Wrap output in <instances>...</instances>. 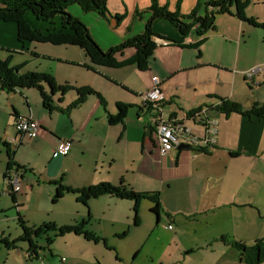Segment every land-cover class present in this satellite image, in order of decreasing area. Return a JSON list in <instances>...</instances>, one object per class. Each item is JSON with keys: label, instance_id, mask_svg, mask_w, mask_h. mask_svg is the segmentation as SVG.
<instances>
[{"label": "crops", "instance_id": "0c3cea01", "mask_svg": "<svg viewBox=\"0 0 264 264\" xmlns=\"http://www.w3.org/2000/svg\"><path fill=\"white\" fill-rule=\"evenodd\" d=\"M156 1L159 6L174 13L179 0ZM198 1L181 0L180 14H190ZM211 1L216 0H201V4ZM240 1L248 7L253 4V8L259 10V13L254 14V19L264 24V0ZM150 4L151 0H106V7L112 16H125L119 25L112 19L103 20L95 14H84L77 7H70L68 13L88 29L90 38L103 52H108L125 40L143 33L146 18L134 19V13L147 10ZM232 18L234 17L230 20L233 21ZM32 19H28L29 23L40 29ZM224 28L225 25L219 21L215 32L206 35L199 51L178 48L168 43L159 45V40L153 39L157 48L145 72H139L133 65L118 69L94 66L81 49L69 46L57 47L59 49L53 55L44 54L49 50L44 47L37 58L45 59L50 64L31 68L27 67L30 62L26 60L11 67L18 70V76L29 73L49 74L59 86L89 88L98 94L104 104L103 107L96 97L91 96L68 115L58 111L49 113L43 109L36 90H17L13 93L0 90V96H4L0 113L5 114L6 111L8 114L4 127L12 130V133L5 132L0 143L9 146L13 163L26 171L17 172L15 168L8 171L6 153L5 163L1 164L0 161L3 182L7 185V177L16 176L20 183L17 193H4L11 196V201L14 198L13 207L18 209L21 206L16 201V195H22V180L27 175L36 179V184L51 185L54 190L55 185L52 183L58 182L73 190L99 183L114 186L123 183L128 189L138 193H159L162 206L159 221L161 214H165L171 224L181 228L186 222L200 221V218L210 224L219 222L217 235L211 240L222 247L231 248L218 241L221 236L247 244H251L252 238H264V117L259 119L254 114H232L226 117L216 110L220 100L239 105L244 113L252 111L255 105L263 106L264 70L255 63L243 60L241 47L246 35L243 26L236 25V33L228 31L219 34L218 29ZM152 31L163 39H176L174 28L165 21H155ZM196 42L197 39L190 36L185 45L192 46ZM227 48L229 52L223 50ZM23 49L17 42L16 27L0 22V52L25 55L30 59L32 47ZM228 53L230 56L226 61ZM134 54L135 51L130 49L115 55L114 59L123 63L132 59ZM11 59L12 57H8L0 61L8 64ZM253 71L255 73L248 79L247 75ZM247 82L254 89H250ZM154 83L159 84L158 89L166 97L158 111L144 108L140 98L154 87ZM44 90L48 92L46 87ZM75 100L73 91L68 92L61 102L58 95L52 99L54 106L62 110ZM118 105L128 107V110L121 123L111 125L108 117L118 115ZM190 114L200 115L203 123H196L189 117ZM161 116L164 119L182 121L183 127L199 140L205 136L204 124L215 121L218 135L214 147H204L203 144L192 146L189 150L178 147L167 158L160 160L154 136ZM18 118H31L41 125L37 139L28 140L16 132L14 125ZM66 141L69 142L67 154L55 158L54 153ZM23 145L28 147L27 150L41 164L39 170L17 160L16 150ZM63 197H72L66 198V201L70 204L73 199L74 214H81V208L76 206L80 203L72 193ZM105 197L122 201L130 209L129 202L133 208L132 201L110 196L92 199L88 204ZM87 214L90 218L89 210ZM81 216L84 217V212ZM176 217H181L182 220L178 221ZM17 220L26 224L19 213ZM108 221L112 227L120 223L119 219L110 218ZM56 222L57 220L49 223L62 227L78 224L79 221L71 219L72 224L63 222L59 225ZM32 226L37 225L29 227ZM100 230V233L88 230L102 238L98 243L74 234L53 236L54 234L49 233L52 237L49 244L46 243L45 235L41 236L43 239L36 238L40 240H34L36 248L32 258L35 259L31 260L37 261L34 264H95V259L97 264H107L104 259L97 257L98 247L102 243L106 249H114L106 243L105 228ZM125 233L128 234L127 231L123 234ZM15 249L16 243L14 249L8 250ZM29 253L31 252L27 249V261ZM84 257L88 263H84ZM237 257L239 263H242L239 255ZM116 260L121 262L118 257Z\"/></svg>", "mask_w": 264, "mask_h": 264}, {"label": "trees", "instance_id": "16d2710c", "mask_svg": "<svg viewBox=\"0 0 264 264\" xmlns=\"http://www.w3.org/2000/svg\"><path fill=\"white\" fill-rule=\"evenodd\" d=\"M180 3L181 0L178 1L176 11L171 13L165 7L159 6L156 0H151L150 7L147 10L134 13V19L141 20L146 18L143 33L125 40L108 52H103L90 38L88 29L68 13L70 7H77L84 14H95L103 20L112 19L119 25L125 19V16H112L106 7V0H0V22L13 24L16 27L17 42L21 45L22 49H25V45L30 44L77 47L84 52L85 56L94 66L118 69L127 65H133L139 72H145L148 69L150 59L157 48L153 39L168 42L169 45L178 48H191L199 51V48L206 40V35L215 32L216 18L222 15L235 17L240 22L246 23L254 29L264 31V24H259L256 20H246L244 18L243 11L246 4L241 3L240 0H216L203 5L201 4V0H199L195 9L186 16L180 14ZM232 9H234V14ZM31 17L40 29L34 28L29 23L28 19H32ZM159 20L169 23L174 28L176 32L175 40L163 39L153 33L152 24ZM190 36H194L197 42L192 46H187L185 45V41ZM130 49L135 51L132 59L123 63L115 61V55L122 54L124 51ZM84 68L90 70L87 67ZM17 72L18 70L9 68L6 61H0V90L6 93H13L17 90H36L42 101L43 109L49 113L58 111L68 115L71 111L82 106L86 99L91 96L96 97L104 107L98 94L89 88L74 89L68 86H59L49 74L29 73L24 76H18ZM44 87L48 89V92L44 90ZM71 91L76 95V100L71 105L64 110L54 106L52 101L54 96L58 95L59 102H61L62 98ZM258 107L255 105L252 111L244 113L239 105L220 100L216 110L226 117L232 114L241 116L254 114L257 118L261 119L264 117V104ZM118 109L116 117H108L111 125L122 122L128 107L118 105ZM189 117L191 118V114ZM0 145L6 150L8 159L7 170L15 168L17 172L26 173L25 169L13 163L12 152L9 146L5 143H0ZM52 184L55 185L53 203L57 202L67 193H72L76 201L84 206H87L90 200L101 196L132 201L134 226L138 225V213L142 201L147 200L152 204L150 212L156 215V223H158V216L162 211L158 192L138 193L132 189H128L123 183H120L119 186H114L110 183H99L80 190H73L59 182ZM14 201L12 197V202L14 203ZM88 222V220H82L78 224L62 227H57L54 223H43L38 227H29L19 220L22 234L15 242L22 241L28 244V252H31L29 253V261L35 259L32 258L36 248L34 238H41V236L45 235L47 237L46 243L49 244L52 241L49 233L54 234L53 236L74 234L82 236L85 240L93 243L102 241L100 237H97L93 232L86 229ZM125 235L126 233L122 237ZM218 241L235 249L238 252L240 261L244 264L264 263V238L257 239L251 244L225 236H221ZM15 242L10 243L5 238L0 237V247L4 245L7 249H14Z\"/></svg>", "mask_w": 264, "mask_h": 264}, {"label": "rangeland", "instance_id": "374dc122", "mask_svg": "<svg viewBox=\"0 0 264 264\" xmlns=\"http://www.w3.org/2000/svg\"><path fill=\"white\" fill-rule=\"evenodd\" d=\"M232 11L234 14V9H232ZM243 12L246 20H255L254 17H256V15L254 14L259 13V10L253 8L252 4L250 7L245 6ZM230 18L229 15H222L216 18V28L219 21L225 25L224 29H218L219 34H225L228 31L230 33H236V25H242L243 31L246 32L241 47L243 60L255 63L261 70H264V31L261 29H254L248 24L240 22L235 17L232 18L233 21L230 20ZM257 23L259 22L257 21ZM27 46L32 47L31 52L28 50L30 55H33L32 58L29 55L31 60L25 55L15 56L14 54L6 52H0V60L3 61L8 57H12L10 63H8L10 68L29 60L30 64L27 67L32 68L38 65H44L45 63L50 64V62L45 59L37 58V56L40 57V54L44 51V47L49 49L44 53L48 55H53L54 51L59 49L45 44L25 45V47ZM223 50L229 52V48ZM232 50L231 48V51ZM229 56L228 53V55H226V61L229 59ZM231 62H233V59H231ZM58 67L61 68L62 66ZM247 83L250 89H254L249 82ZM241 87H243V85ZM3 103L4 96L1 95L0 105ZM6 113V111L5 114L4 112L0 113V140H3L5 132L12 133L11 129L9 131L4 127L8 120V114ZM27 148L26 145H23L16 150L18 153L17 160L25 166L28 165L32 169L39 170L41 164ZM5 153L6 150L0 146L1 164H4L6 161L7 155L5 156ZM22 185L24 189L22 195H16V201L18 205H21L18 209L13 207L11 196L7 194L0 195V237L7 238L9 242L17 239L22 234L20 224L17 220V213H19L28 226L33 224L38 226L41 223H55V220H57L56 224L58 225L63 222L72 224L71 219H76L81 222L83 219H87L89 210L90 218L87 219L89 221L86 225L87 230L90 229L100 233V229L104 227L107 235V238H105L107 240L106 243L109 247L114 249L108 250L102 243L98 247L97 257L100 260L104 259L107 264H243L239 263L237 257L238 252L235 249L222 247L221 244L212 242V237H216L217 235L216 231L219 228V222L210 224L204 222L203 219L200 218V221L195 220L186 222L181 228L171 224L166 215L161 214V221L156 223V215L150 212L152 204L144 200L139 207L138 225L134 226L132 204L128 202L130 205L129 209V207L123 205L125 204L124 202L116 199H109L107 197L91 201V205L88 204V207L77 204L76 206L81 208V214L84 212V217H80L81 214L75 215L73 212L75 207V205H73L74 200L72 199L73 203H70L71 205L66 201V198L72 197H63L57 203H52V198L55 194L53 186L42 185L40 183L36 184V179L29 175L26 176L24 181L22 180ZM6 186V183L3 182L0 176V193L5 191ZM29 187L32 189H29ZM113 203H115V205ZM110 218L115 220L119 219L120 223L112 227L108 221ZM176 219L178 221L182 220L181 217H176ZM196 219H199V217ZM127 224L129 226H127ZM168 226L172 228L169 229ZM125 231H127L128 234L122 237L121 235ZM263 235L264 234H262V236ZM40 239L34 238V240L38 241ZM252 239L251 243L261 238ZM206 240H208V242ZM15 243V250H8L4 245H1L0 264H28L29 262L34 264V262H37L36 260L27 261L25 254L28 245L26 242L18 241ZM191 247H193L192 250H190ZM116 255L121 262L116 260ZM64 260L65 259H63V261ZM93 261L97 264L95 259ZM84 263H88L85 257Z\"/></svg>", "mask_w": 264, "mask_h": 264}, {"label": "built area", "instance_id": "2783aa9c", "mask_svg": "<svg viewBox=\"0 0 264 264\" xmlns=\"http://www.w3.org/2000/svg\"><path fill=\"white\" fill-rule=\"evenodd\" d=\"M161 45H166L165 43ZM255 71L249 73L247 78H251ZM158 83H154V87L142 95V105L144 108L157 110L159 106L163 104L166 97L163 92L158 89ZM191 119L196 123H203L200 115H193ZM205 125V136L202 140L194 138L189 131H187L181 121L164 119L162 116L158 119L155 132V140L157 143V153L161 159H165L169 154L180 144L190 145L197 147L203 144L204 147H214L216 143L217 123L215 121L204 124ZM15 130L19 135L27 138L28 140L37 139L42 127L41 125L31 118H18L15 122ZM182 140V142L180 141ZM199 148V147H198ZM69 149V142H63L59 149L54 153V157H63L67 154ZM7 188L4 192L0 193H17L20 189V183L16 176H8L6 179ZM171 229V226H168Z\"/></svg>", "mask_w": 264, "mask_h": 264}, {"label": "water", "instance_id": "95a60500", "mask_svg": "<svg viewBox=\"0 0 264 264\" xmlns=\"http://www.w3.org/2000/svg\"><path fill=\"white\" fill-rule=\"evenodd\" d=\"M157 43H159V45L160 44H167L168 42H165V41H162V40H159V41H157ZM182 122V121H181ZM182 125H183V122H182ZM187 131H189L188 129H186ZM190 132V131H189ZM192 148V146H190V145H184V144H180L179 145V149H182V150H189V149H191Z\"/></svg>", "mask_w": 264, "mask_h": 264}]
</instances>
